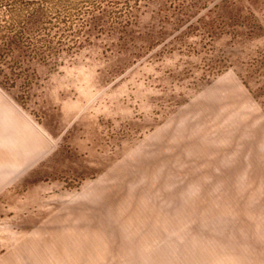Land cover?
<instances>
[{
	"label": "rangeland",
	"instance_id": "rangeland-1",
	"mask_svg": "<svg viewBox=\"0 0 264 264\" xmlns=\"http://www.w3.org/2000/svg\"><path fill=\"white\" fill-rule=\"evenodd\" d=\"M88 38L0 75V264H264V0Z\"/></svg>",
	"mask_w": 264,
	"mask_h": 264
},
{
	"label": "trees",
	"instance_id": "trees-1",
	"mask_svg": "<svg viewBox=\"0 0 264 264\" xmlns=\"http://www.w3.org/2000/svg\"><path fill=\"white\" fill-rule=\"evenodd\" d=\"M152 2L179 9L186 0H0V75L14 82L27 61L73 53L91 29L125 28Z\"/></svg>",
	"mask_w": 264,
	"mask_h": 264
}]
</instances>
